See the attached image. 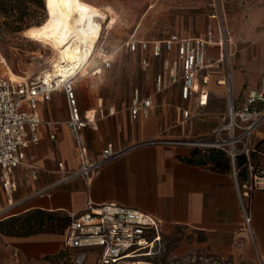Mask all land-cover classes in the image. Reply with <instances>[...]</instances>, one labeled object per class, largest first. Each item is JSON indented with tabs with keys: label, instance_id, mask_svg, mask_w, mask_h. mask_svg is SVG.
<instances>
[{
	"label": "crops",
	"instance_id": "obj_1",
	"mask_svg": "<svg viewBox=\"0 0 264 264\" xmlns=\"http://www.w3.org/2000/svg\"><path fill=\"white\" fill-rule=\"evenodd\" d=\"M210 19L204 31L172 33L205 35L210 26H216L214 18ZM229 25L234 47L229 78L232 98L240 105L248 91L259 88L264 81V0H251L245 9L234 11L230 14ZM101 30L102 26L96 44ZM132 39H162L133 34L121 46L123 52L136 55L141 71H155L151 82L144 85L141 83L143 77L140 79L137 75L131 82L130 92L124 96L119 94L117 88L124 75L120 65L123 69L129 68L131 62L122 59L118 69H112L114 56L121 48L111 52L105 47L111 65L104 67L97 55L91 58L87 74L75 83L83 112L101 104L106 111V116L97 114V122L83 130L89 152L98 157L106 144L112 142L122 154L107 162L91 182L78 177L40 192L61 178L59 161L62 160L68 170L80 165L74 138L67 125L62 123L69 115L64 90L55 91L50 100L39 103L38 113L42 120L38 127L39 143L27 149V162L14 170L17 189L13 199L19 203L11 208L8 217L32 209L70 214L83 210L89 199L95 203L117 201L159 217L165 235H174L180 229L182 244L173 252L199 249L201 261L197 262L193 257L190 260L192 264H213V261L264 264V190L252 192L250 234L243 226L232 168L229 171L215 170L211 163L202 162L205 150L198 148L200 151L193 156L196 147L189 144L159 142L137 145L157 138L178 139L193 134H211L224 121L228 109L229 93L227 87L219 82L225 77L223 61H216L199 73V83L206 73L209 76L208 84H200L199 96L205 105L201 108V115H195L185 123L182 110L192 108L193 102L181 98L179 84L154 93L156 75L162 70L164 59L176 63V51L165 52L162 56H155L152 51L145 54L140 48L132 52L126 46V42ZM144 57L149 59L145 68L142 66ZM207 58L219 60L218 45L209 46ZM98 69L101 72H97ZM113 74H117L120 81L115 82ZM128 75L126 72L125 76ZM135 88H139L143 96L152 95L154 105L150 115L140 114L137 119L132 118L128 109ZM110 106L117 110L113 115H108ZM49 122L53 124L50 126ZM257 131L260 137H264V123ZM52 133L56 135L55 139L51 138ZM34 170L37 171L36 177ZM8 199L0 181V208L8 204ZM61 241L59 234L51 232L15 236L0 230V264H35L46 255L57 253ZM14 251L19 252V260L13 256ZM159 262L163 264L161 259Z\"/></svg>",
	"mask_w": 264,
	"mask_h": 264
},
{
	"label": "built area",
	"instance_id": "obj_2",
	"mask_svg": "<svg viewBox=\"0 0 264 264\" xmlns=\"http://www.w3.org/2000/svg\"><path fill=\"white\" fill-rule=\"evenodd\" d=\"M243 2L248 6L251 0H243ZM217 8L211 16L214 19L219 18L216 26L215 28L210 26L205 35L171 33L162 40H128L126 46L132 52L139 48L145 54L152 51L155 56L176 51V63L173 64L168 58L164 59L163 68L156 75L154 93H160L171 85L179 84L181 98L193 102L192 108L182 110L185 123L195 115H201V108L205 105V101L199 96L200 84H208L209 76L206 73L199 83V73L216 61L226 59L227 73L224 80H219L221 84L227 86L229 93L224 121L211 134L195 140L157 138L137 145L164 142L201 145L226 152L230 158L238 190L243 226L252 234L251 196L255 190H264V167L258 170L253 167L251 155L254 147L250 141L264 123V81L259 88L250 89L240 105L234 102L228 67L233 39L222 17L220 0ZM216 31L217 35H215ZM101 38L97 44V52L88 58L98 55L103 66L109 67L111 58L104 45L100 43ZM211 45L219 46V60L207 58L208 48ZM148 65L149 59L144 57L142 66L145 68ZM96 71L101 72L100 69ZM82 77L79 68L60 83L56 80L47 83L39 78V75H21L20 80L0 75V181L9 198L8 204L0 208V221L8 218V212L19 203L13 199V193L17 189L14 170L27 162V149L39 143L38 127L42 123L38 113L39 103L50 100L55 91L64 90L69 115L62 123L67 125L74 138L80 165L74 170H68L65 163L59 161L58 170L61 178L40 192L78 177L91 182L107 162L122 154V151L114 148L112 142L106 144L98 157L89 152L83 130L86 126L97 122V114L101 117L106 116V111L102 104L98 108L84 112L81 110L75 83ZM153 106L152 95L143 96L139 88L133 90L128 106L133 119H137L140 114L150 115ZM107 112L108 115H113L117 110L114 106H110ZM52 124L49 122L50 126ZM55 136L54 133L51 134L52 139H55ZM239 156L246 157L250 171L249 178L242 182L239 181L236 169V159ZM36 174L37 171L34 170L35 177ZM69 216L70 223L65 230L64 244L65 247L76 250L75 264H83L91 251H98L100 254L97 264H160L158 257L164 250V233L162 220L159 217L117 201L95 203L91 199L87 201L83 210L72 212ZM13 256L19 260L18 251H14ZM212 263L222 264L219 261Z\"/></svg>",
	"mask_w": 264,
	"mask_h": 264
},
{
	"label": "rangeland",
	"instance_id": "obj_3",
	"mask_svg": "<svg viewBox=\"0 0 264 264\" xmlns=\"http://www.w3.org/2000/svg\"><path fill=\"white\" fill-rule=\"evenodd\" d=\"M91 4L96 13L97 20L102 23V28L105 26L100 43L109 51L119 49L114 56L115 63L112 69H118L122 59H126L131 66L121 67L124 70L122 75V83L118 91L124 96L130 92L131 82L136 76L144 85L153 80L155 71H141L139 64L136 61V55L122 51L123 42L131 35L141 36L145 38L162 39L168 36L169 33L179 32L188 33L195 31H204L207 24L211 21L210 17L218 9V0H85ZM222 5V17L226 27L232 35V30L229 25L230 14L234 11L247 6L243 0H220ZM43 9L44 21L47 18L46 0ZM11 13L3 10L0 14V75L15 77L14 75H40L41 71L49 67V62L55 58L53 53L45 48L41 43L28 38L25 35V30L13 32L10 24L12 23ZM220 17V16H219ZM219 19V18H218ZM218 19L215 20V24ZM39 25V24H38ZM35 26V25H33ZM234 51L233 43L231 45V54ZM52 53V54H51ZM3 58L5 61H3ZM175 55H173V59ZM231 61V60H230ZM229 61V65H230ZM92 62V61H91ZM227 60L223 61V66L227 70ZM90 66V65H89ZM88 66V68H89ZM231 71L230 66H228ZM9 74H7V72ZM224 70V74L227 71ZM129 74L125 76L126 72ZM154 73V74H153ZM11 74V75H10ZM115 74H113L114 76ZM117 75V74H116ZM114 76L115 82L119 80V76ZM112 76V77H113ZM113 78V80H114ZM120 81V80H119ZM227 82V81H225ZM227 87L226 85H224ZM128 97V96H127ZM251 137V145L256 148L257 143L264 137H260L257 133ZM202 138L196 134L183 136V140H195ZM201 150L208 151L205 146L193 145ZM251 161L252 158H251ZM250 176V171L248 172ZM62 239L61 248L57 252L61 253V257L36 262L35 264H72L70 252L64 244V234L58 233ZM164 250L159 255V259L163 264H192L190 260L196 257L197 262L201 261L199 256L202 253L199 249L190 250L187 252H173L176 248L181 247L182 235L178 229L174 235H165L163 237ZM100 254L98 251H91L87 254L85 264H97Z\"/></svg>",
	"mask_w": 264,
	"mask_h": 264
},
{
	"label": "bare ground",
	"instance_id": "obj_4",
	"mask_svg": "<svg viewBox=\"0 0 264 264\" xmlns=\"http://www.w3.org/2000/svg\"><path fill=\"white\" fill-rule=\"evenodd\" d=\"M46 11L47 18L41 24L25 30L28 38L41 43L55 56L49 67L41 71L39 78L47 83L51 80L60 83L77 68L85 76L92 61L88 57L97 52L105 26L96 44L102 23L97 20L93 6L85 0H46ZM14 76L11 78L21 79V75ZM229 83L231 85L230 78Z\"/></svg>",
	"mask_w": 264,
	"mask_h": 264
},
{
	"label": "trees",
	"instance_id": "obj_5",
	"mask_svg": "<svg viewBox=\"0 0 264 264\" xmlns=\"http://www.w3.org/2000/svg\"><path fill=\"white\" fill-rule=\"evenodd\" d=\"M44 0H0V14L3 10L11 13L12 23L10 27L13 32H20L27 28L41 24L43 21ZM200 150L195 148L193 156ZM252 164L255 170L264 167V138L259 140L256 148L252 151ZM202 162L211 163L212 168L220 171L231 170L230 158L226 152L217 148L205 150L204 160ZM236 169L239 181H245L249 178L248 161L245 156H239L236 159ZM70 223L69 214L61 211H48L44 209H32L20 215H14L0 221V230L2 233L15 236H30L38 233H63ZM70 252L72 264L74 262L75 249L66 247ZM61 257V253L46 255L40 261L54 260Z\"/></svg>",
	"mask_w": 264,
	"mask_h": 264
}]
</instances>
